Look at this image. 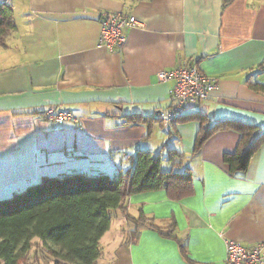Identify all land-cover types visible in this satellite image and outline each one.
<instances>
[{
  "label": "crops",
  "instance_id": "obj_1",
  "mask_svg": "<svg viewBox=\"0 0 264 264\" xmlns=\"http://www.w3.org/2000/svg\"><path fill=\"white\" fill-rule=\"evenodd\" d=\"M4 1L17 30L0 46V200L45 177H116L137 152H151L163 171H188L191 194L130 196L111 213L96 264H227V240L264 242V139L242 173L224 162L241 142L235 129L194 151L200 116L205 127L231 121L264 134V0ZM103 12L140 22L124 31L122 52L99 44ZM188 63L219 86L165 126L158 114L171 108L174 83L158 73ZM51 107L80 122L56 125ZM171 151L182 158L171 162Z\"/></svg>",
  "mask_w": 264,
  "mask_h": 264
},
{
  "label": "trees",
  "instance_id": "obj_2",
  "mask_svg": "<svg viewBox=\"0 0 264 264\" xmlns=\"http://www.w3.org/2000/svg\"><path fill=\"white\" fill-rule=\"evenodd\" d=\"M16 30L13 6L0 0V46ZM198 119L201 129L195 153L213 133L235 129L242 139L237 151L227 154L224 162L233 174L246 172L264 134L258 135L255 126L231 121L205 127L206 118ZM175 158H182V154L171 151L169 160ZM131 162L132 166L116 177L79 172L45 177L0 200V264H29L30 252L37 246L35 239L42 242L54 264H96L101 255L100 240L111 226V213L123 209L130 196L159 190H165L171 199L191 194L188 171H163L161 156L139 151ZM140 219L142 223L148 221L144 215ZM181 249L186 252L184 243Z\"/></svg>",
  "mask_w": 264,
  "mask_h": 264
},
{
  "label": "built area",
  "instance_id": "obj_3",
  "mask_svg": "<svg viewBox=\"0 0 264 264\" xmlns=\"http://www.w3.org/2000/svg\"><path fill=\"white\" fill-rule=\"evenodd\" d=\"M99 23V44L111 52H122L127 42L124 31L140 26L136 17L124 12H103L99 16ZM158 79L161 83H174L170 91L171 108L158 114L165 126L175 123L186 105L209 100L220 83L219 79L203 74L194 63L179 66L171 71H161L158 73ZM46 115L58 126L68 121L80 122L71 112L60 110L58 107L48 108ZM225 246L227 264H264V242L247 248L236 241L227 240Z\"/></svg>",
  "mask_w": 264,
  "mask_h": 264
},
{
  "label": "rangeland",
  "instance_id": "obj_4",
  "mask_svg": "<svg viewBox=\"0 0 264 264\" xmlns=\"http://www.w3.org/2000/svg\"><path fill=\"white\" fill-rule=\"evenodd\" d=\"M35 243L37 244V246L33 247V249H32L33 254L30 255L29 264H35L40 260L44 264H47L48 262H51L50 264H54L53 259L46 252H44V250L42 248V242L38 239H35L34 244ZM47 260H48V262H47Z\"/></svg>",
  "mask_w": 264,
  "mask_h": 264
}]
</instances>
